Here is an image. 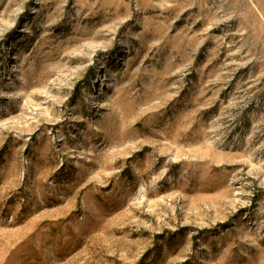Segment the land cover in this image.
Instances as JSON below:
<instances>
[{
  "label": "rangeland",
  "instance_id": "374dc122",
  "mask_svg": "<svg viewBox=\"0 0 264 264\" xmlns=\"http://www.w3.org/2000/svg\"><path fill=\"white\" fill-rule=\"evenodd\" d=\"M0 264H264V0H0Z\"/></svg>",
  "mask_w": 264,
  "mask_h": 264
}]
</instances>
